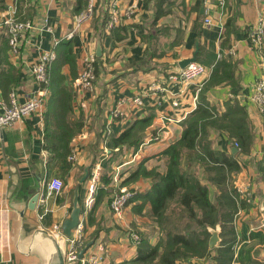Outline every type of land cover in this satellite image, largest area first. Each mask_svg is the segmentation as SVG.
Returning a JSON list of instances; mask_svg holds the SVG:
<instances>
[{"label": "crops", "instance_id": "crops-1", "mask_svg": "<svg viewBox=\"0 0 264 264\" xmlns=\"http://www.w3.org/2000/svg\"><path fill=\"white\" fill-rule=\"evenodd\" d=\"M108 1L95 0L90 18L77 25V16L85 10L87 0H0V110L2 103L8 102L11 90L19 100H24L35 87L30 66L39 51H55V59L49 66L51 79L43 112H31L4 127L0 139V264H38L36 254L25 255L17 249L18 242L38 224L50 232L53 224H61L71 207L73 189L69 193L67 183L73 177L77 182L89 164V174L79 186L85 239L92 240L86 251L102 243L101 264H118L134 258L137 243L130 238V229L141 234L148 222L152 225L154 222L148 215L149 203L135 210L140 199L129 202L122 217L114 216L109 200L118 187L111 182L112 172L120 166V185L135 189V194L145 193L151 186V177L138 173L136 179L125 184L123 181L142 167L163 172L162 152L180 137L183 119L201 103L199 93L209 82L213 69L219 68L220 73V66L225 69L226 62L235 65L234 74L229 71L220 82L212 83L204 91L205 99L209 104H217L221 111L225 101H237L251 113L256 132L250 151L238 155L243 177H250L246 185L250 184L251 195L250 203L240 209L242 219L234 223L237 239L230 264H264V225L259 212L261 201L264 204V176H260L264 175V116L262 119L257 116L251 99L253 83L264 77V39L257 44L247 36L248 28L257 21L260 12L264 13V0H117L118 22L106 28ZM126 9L130 12L126 13ZM10 15L33 23L20 36L15 52L10 49L4 24ZM205 17L209 18L208 23ZM87 52H93L99 59L100 72L96 74L92 92H78L73 79ZM193 55L194 61L213 65L209 75L198 76L185 86L170 80L169 74L180 68V61ZM153 83L163 84L167 92L153 93ZM63 86L70 92L67 120L74 128L70 139L74 159L69 154L51 158L43 147L44 112L55 107L53 99ZM173 92L179 94L177 106L172 105ZM136 95L143 97L140 110L129 100ZM117 107L121 111L115 115ZM143 115L151 116V124L138 147L114 146L113 138ZM219 140L224 150L234 147L223 135ZM96 165L99 176L94 201L85 210L87 187ZM106 169L110 178L105 185L99 178ZM51 176L63 178L66 183L60 193L47 197V211L39 218L41 207L35 205L30 209L27 200L34 192L39 193ZM102 187L106 192L94 208L96 222L90 223L89 212ZM19 210H23L22 215ZM97 222V233L92 236ZM218 241L197 263L189 261L217 264Z\"/></svg>", "mask_w": 264, "mask_h": 264}, {"label": "trees", "instance_id": "trees-1", "mask_svg": "<svg viewBox=\"0 0 264 264\" xmlns=\"http://www.w3.org/2000/svg\"><path fill=\"white\" fill-rule=\"evenodd\" d=\"M16 19L19 20L18 17ZM106 19L107 17L104 18V20ZM68 47L70 46L68 45ZM96 59V74H98L100 63L99 59ZM224 66L225 69L220 66V73L219 68L213 69L209 82L205 84L203 91L199 93L201 103L183 119V129L180 137L162 152L163 172L160 173L154 168L146 169L142 167L123 181V184H125L136 179L138 173L142 176L151 177L150 188L145 193L134 194L129 202L137 199L141 200L140 206L135 210H140L141 206L149 203L148 215L152 217L154 224L159 226L161 234L154 243L141 237L140 242L137 244L136 256L118 264H184L189 261L192 254L198 257L207 255L211 251L208 246V239L212 232L210 229L216 228L218 223L222 227L221 231L218 232L220 240L216 246L217 264H230L232 258L230 245L235 238V229L221 221V216L228 214L231 210L232 212L235 211L237 207L234 198L236 189L234 187L233 189H227L225 196L228 197V201L218 200L220 205L228 202L227 211H221L212 201L213 197L215 198L212 185L209 181L207 183L203 181L199 172L195 174L196 176L192 175V167L188 166L192 164L190 162H195L192 154L201 151L206 155L209 162L208 169L218 171L214 176L218 184H223L226 171L241 170V165L237 159L238 151L224 150L218 145H211L212 140L208 137V134L211 133L210 129L217 132H224L227 129V137L229 139L236 138L241 145V151L244 153H248L253 146V139L256 134L254 125L252 126V121L249 119L248 109L237 101H225L222 111L217 108V111H220L217 112V117H213V119L217 120L218 127H208V125L216 123H208L214 121L208 119L212 115L208 109L207 104L209 105V103L205 99L204 91L216 80L220 82L223 79L222 76L227 75L229 71L234 74L235 65L233 67V65L226 62ZM49 79H51V75H49ZM228 82L233 83V80H228ZM4 89L6 91V87ZM53 100H56L55 107L44 112L46 124L43 147L48 150L51 158L65 157L69 152L70 139L74 131L73 125H70L67 120L68 113L71 110L70 92L63 86ZM150 121L151 116L146 115L135 119L118 136L113 138V145L118 149L124 145L137 148L143 140L146 127L151 124ZM185 166L188 170L185 169ZM193 169L196 170L195 167ZM260 176L263 177L264 175L260 174ZM109 178L108 169H106L99 179L106 185ZM105 192V188L99 189L93 208L89 212L88 221L90 223L96 222L93 217L94 208ZM171 204H174L175 207ZM245 204L244 200H241L239 206ZM174 214L179 215L181 221L184 220L182 224L181 221L174 222L172 220ZM167 221H169L171 227L167 226ZM95 224L96 228L92 236L96 235L99 227L98 222ZM194 226H198L200 229L192 231ZM188 228L192 230H187ZM226 229L228 232H226ZM186 251H190L191 254Z\"/></svg>", "mask_w": 264, "mask_h": 264}, {"label": "built area", "instance_id": "built-area-1", "mask_svg": "<svg viewBox=\"0 0 264 264\" xmlns=\"http://www.w3.org/2000/svg\"><path fill=\"white\" fill-rule=\"evenodd\" d=\"M258 2L263 0H257ZM95 0H87L86 8L77 16L76 24L79 25L84 20L90 18L93 13ZM107 9L109 11V17L106 21V28L112 27L119 18V9L117 6V0H109ZM126 13L130 10L126 9ZM14 13V10H13ZM257 21L248 28L247 36L251 38L255 43L259 44L264 39V13L260 12ZM204 21L209 22V18L205 17ZM6 25V33L8 37L9 46L12 52H15L18 47L20 36L23 32L31 29L33 23L30 20H18L13 15H10L4 20ZM55 59V51L52 49H42L37 55V59L30 66V71L35 82V87L28 93L24 100H19L15 91L9 92L8 102L2 103L0 110V139L2 137L3 128L13 124L15 121L22 119L31 112L42 113L43 107L46 102L49 93V66ZM96 56L93 52H87L82 57L81 68L78 72L73 85L78 92L86 91L92 92L94 88V79L96 74ZM213 65H205L198 61H191L184 67L178 68L173 73L169 74V79L182 83L181 85H188V83L198 77L209 75ZM152 92L156 90L167 92L165 86L159 83H153L151 85ZM181 91V90H179ZM178 91V93H179ZM154 93V92H153ZM173 92L172 105L177 106L179 104L178 94ZM232 93L229 92L228 96ZM251 99L256 103L260 110H264V77L257 79L253 83ZM134 104L136 110H140L143 107V97L136 95L129 99ZM120 108H115L113 113L116 115L119 113ZM70 159L75 158L73 153L69 157ZM119 167L112 172L111 182L116 183L117 189L112 193L109 206L115 217L120 218L123 215L126 205L129 203L131 197L135 194V189L128 185H120L119 183ZM99 176V166L96 165L90 175L87 195L84 201L85 210L89 209L94 201V191L96 188V182ZM63 187V181L57 176H51L47 181L44 182L42 190L38 193L36 206L41 207V211L38 213V217L41 218L44 212L47 211L46 200L50 194H56L61 191ZM83 211L78 223L71 231L70 236L67 237L65 261L71 262L72 264H101L104 255V246L102 243L97 244L96 248L92 251H86L87 248L79 256V251L84 247L86 243L85 239V225L82 218ZM51 232L57 236L60 233V224H53L50 228ZM130 238L133 242L138 243L140 240L137 232H130ZM187 264H195L191 261Z\"/></svg>", "mask_w": 264, "mask_h": 264}, {"label": "rangeland", "instance_id": "rangeland-1", "mask_svg": "<svg viewBox=\"0 0 264 264\" xmlns=\"http://www.w3.org/2000/svg\"><path fill=\"white\" fill-rule=\"evenodd\" d=\"M95 77H96V74H95ZM75 78L73 79V81H75ZM94 83H95V79H94ZM94 87H95V85H94ZM254 104L256 105V114H257V116H259V118L262 119L261 116H264V110H260L259 106L256 103H254ZM207 106H208V109H209V111L211 112V115H212L211 117L209 116L208 119L214 121V122H208V123H216V124L208 125V127H218L217 126V120H214L213 119V117H217V112L220 111V110L217 111V108H218L217 107V104H209V105L207 104ZM249 116H250L249 119H253V117L251 116V113H249ZM69 117H70V112L68 113L67 118H69ZM251 124H252V126L254 125L253 122ZM211 130L212 129H210V132L211 133L208 134V137H210V139L212 140L210 142L211 145L215 144V145H218L219 147H221V144L219 143L220 142L219 139L221 138V135H223L226 138H228L227 137L228 136V133L226 132L227 129L224 132H222V131L217 132V131H211ZM228 140H229V143H231L234 147H236L237 150L235 149L234 151H238V154L244 153V152L241 151V147H240L241 145H240V143H238V141H237L236 138H233V139H229L228 138ZM73 153L75 154V152H73V148H71V145H70V149H69V152H68V154H69L68 157H70V155H72ZM192 155L195 158L194 159L195 162H190L188 160V162L192 163V164H189L188 166L192 167V169H193V167H195V169H196V170H194V169L192 170L191 169L192 175H195V174H197L199 172L201 174L200 178L203 181H205L206 183L209 181V183L214 188V193H215V198L213 197L212 201H213V203H214V205L216 207L218 206L221 209V211H227L228 202L222 203L220 205V203L218 202V200L223 201V202L224 201H228V197L225 196L226 193H227V189H233V187L236 189V193L234 194V198H235V203L237 205V207L235 206L237 210L236 209H235V211L233 210L234 213L231 210V212H229L228 214H226V215L223 214L221 216L222 217V220L221 221H224L226 223V225H228V226L231 225L232 227H234V223H236L237 220H241L242 219V217H241L242 214L239 213L241 207H243V206H239L241 200H244V202L246 203L245 205H248L250 203L249 199H250V195H251L250 194L251 193V187H250V184H249V186L246 185V179H250V177L249 176H246V175L245 176L247 178L246 177L245 178L243 177L242 168L239 171H234V170L226 171L225 172V178H224L223 184H218V182L214 179V176L216 175V172L218 173V171L217 170L215 171L213 169L212 170H209L208 169L209 162L207 161L206 155L203 152H201V151H197L196 153H193ZM237 159H238V157H237ZM238 161H239V159H238ZM185 169L188 170V168L186 166H185ZM258 176H259V173L255 177H258ZM62 181L64 182L63 178H62ZM75 182H76V178L73 177L69 181V183H67V185L69 186V191H70L69 193H71V191H72V189H73V187L75 185ZM65 183L66 182L63 183V187H64V184ZM63 187H62V189H63ZM224 191H225V194L223 195V192ZM171 205L174 206V204H171ZM172 220L174 222L181 221L179 215H177V214L172 215ZM183 221L184 220L182 219V221L180 223L182 224ZM166 224H167V226L171 227L169 225V221H167ZM175 224H177V223H175ZM221 227L222 226L220 225V223H218V225H216V228H211V229L209 228V229H210V231L215 230L218 233V232L221 231ZM136 229L139 230L138 227H136ZM189 229L192 230L191 228H188L187 230H189ZM198 229H200V228H198V226H194V228H193L192 231L198 230ZM130 232H137L138 233V231L135 230V229H133V230L130 229ZM226 232H228L227 229H226ZM235 233L236 232H234V234ZM160 234H161V229L159 228V226L156 225V224H153L152 225L150 222H148V226L147 227H144V229H141V234H139V237H140V240H141V237H142V239L144 238L146 240H149L151 243H154V242L157 241V239L160 236ZM162 234H163V231H162ZM155 235H157V236L154 238ZM225 236H227V234H225ZM218 237H219L218 240H220L219 233H218ZM235 237H236V234H235ZM153 238H154V240H153ZM236 239H237V237H236ZM140 240H139V242H140ZM235 243H236V241H235V238H234L232 240V242H231V245H230L231 250H232V257H234V253H235V251L233 249V246H235ZM65 251H66V248H65ZM186 252H188L189 254H191L190 251H186ZM198 258H200V257L192 254V256L190 257L189 260H194L197 263Z\"/></svg>", "mask_w": 264, "mask_h": 264}, {"label": "water", "instance_id": "water-1", "mask_svg": "<svg viewBox=\"0 0 264 264\" xmlns=\"http://www.w3.org/2000/svg\"><path fill=\"white\" fill-rule=\"evenodd\" d=\"M96 54H100V47L97 46ZM195 55L185 58L180 61V67H184L187 63L194 61ZM236 147H232L234 151ZM90 164L86 165L83 169L82 175L78 178L72 192L71 207L68 215L63 218L60 224V233L55 236L40 224L36 225L31 231L26 232L17 245V249L25 255L36 254L39 258L38 264H72L65 261V248L67 244V237L70 236L71 231L74 229L79 221L81 214V206L79 201V186L84 182L89 174ZM38 198V191L34 192L27 200V207L30 209L35 208ZM259 212L261 214L260 222L264 225V204L261 201L259 204ZM19 215L23 214V210L18 211ZM217 231H212L208 246L211 248L218 241ZM92 243L88 240L84 247L79 251V256H82L84 250Z\"/></svg>", "mask_w": 264, "mask_h": 264}]
</instances>
